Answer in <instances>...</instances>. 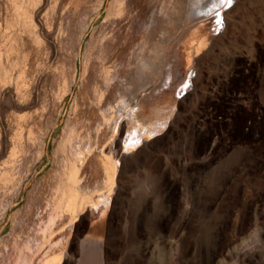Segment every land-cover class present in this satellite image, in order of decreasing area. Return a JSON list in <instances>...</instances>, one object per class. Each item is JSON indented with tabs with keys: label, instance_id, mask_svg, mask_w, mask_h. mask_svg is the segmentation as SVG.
Returning a JSON list of instances; mask_svg holds the SVG:
<instances>
[{
	"label": "rangeland",
	"instance_id": "obj_1",
	"mask_svg": "<svg viewBox=\"0 0 264 264\" xmlns=\"http://www.w3.org/2000/svg\"><path fill=\"white\" fill-rule=\"evenodd\" d=\"M15 1L0 0V26L12 21L25 30L20 34L15 28L17 44L13 46L28 56V66L18 86L9 81L8 74H0V176L8 168L4 161L14 137L25 135L39 120L42 131L47 125L50 129L41 159L39 146L29 152L27 174L35 172L29 183L22 191L6 187L0 197V258L23 238L21 219L34 189L50 171V157L59 158L58 163L53 160L55 172H61L67 162L76 161L79 166L76 152L82 148L76 149L71 142L83 139L96 147L95 137L86 134L102 130V121L96 118L101 106L93 114L77 86L64 94L59 105L52 95L54 70L63 76L64 91L71 82L76 54L96 53L90 42L92 38L101 41L102 14L83 4L80 9L71 8L69 0H21L15 19ZM190 30L179 46L189 38ZM210 34L216 38L213 50L203 59L205 65L199 62L195 67L197 76H192L188 91L175 98L166 126L150 138L143 134L140 144L118 160L98 263L91 255L93 245L85 249L79 245L85 239L92 241L90 219L83 213L72 222L65 240L60 238L70 257L62 256L59 264H264V47L255 52L253 61L244 52L242 57H233L230 25ZM69 124L73 126L70 134ZM124 137L125 130L118 128L109 153L113 159ZM18 148L26 151L27 145L23 142ZM96 197L95 192L92 199ZM51 256L56 264L57 255L43 259ZM31 257L30 251L24 264Z\"/></svg>",
	"mask_w": 264,
	"mask_h": 264
},
{
	"label": "bare ground",
	"instance_id": "obj_2",
	"mask_svg": "<svg viewBox=\"0 0 264 264\" xmlns=\"http://www.w3.org/2000/svg\"><path fill=\"white\" fill-rule=\"evenodd\" d=\"M22 1L13 3L15 19L22 8ZM81 4L89 7L91 12L102 14L101 41L99 43L98 38H92L90 45L94 46L96 53L87 57L75 51L77 54L68 89L62 91L63 76L54 70L52 85L55 84L56 88L52 95L53 99L56 98L55 104L59 105L64 94L77 86L81 96L88 101V105L91 104L93 114L97 106H101L96 118L102 121V127L95 124L96 128L101 127L102 130L95 132L94 129V134L91 131L86 134L95 137L97 148L83 139L77 144L75 139L71 142L73 147L75 144V148H82L81 153L76 152L79 166L76 161L67 162L61 172L54 171L56 165L53 160L58 163V156L54 154L50 157V171L34 189V196L28 201L30 203L26 205L21 219L23 238L20 243L16 242L10 252L1 256L0 264H24L30 251L33 258L29 264H55L52 256L51 259H43L49 255H57L56 264L60 263L62 256L68 259L70 255L66 242L60 243V238L64 239L70 233L72 222L83 213L90 219L92 241L85 239L79 245L82 249L93 245L91 255L93 262L98 263L97 259L102 254L104 219L118 160L124 159L140 144L143 134L150 138L166 126L175 109V98L188 91L192 76L197 73L195 67L199 62L205 65L203 59L213 50L216 38L210 33L213 35L230 25L228 41L234 49L233 57H242L244 52L248 60L253 61L255 52L264 47V0H69L67 5L76 8ZM102 8L104 11L101 13ZM11 22L0 26V74H8L9 81L18 86L17 80L28 66V56L15 51L13 31L19 27L15 21V24ZM189 29L192 30L191 35L179 46V41ZM19 31L20 34L25 32L23 28ZM204 67L209 73V67ZM258 67L257 64V70ZM80 108H83V102H80ZM44 116L45 111L40 119ZM81 117L82 110L77 113V119ZM92 118L95 120L94 116ZM70 124L66 126L69 134L73 130ZM42 125L39 120L25 130V135L14 137L4 161L8 168L3 177L0 176V197L6 192V187L23 190L29 183L30 175L35 173L27 174L32 159L29 152L32 147L39 146L41 159L49 144L50 128L47 125L42 131ZM120 127L125 130V137L120 139L121 150L113 159V155L109 154L112 151L111 141ZM23 142L27 145L26 151L18 148ZM95 192L98 197L92 199Z\"/></svg>",
	"mask_w": 264,
	"mask_h": 264
}]
</instances>
